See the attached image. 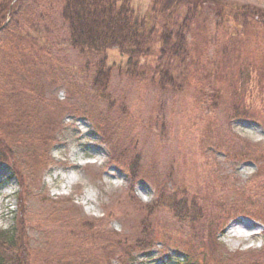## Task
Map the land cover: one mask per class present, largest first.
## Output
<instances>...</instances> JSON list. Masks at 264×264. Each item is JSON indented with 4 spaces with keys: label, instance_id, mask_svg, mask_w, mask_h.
<instances>
[{
    "label": "trees",
    "instance_id": "obj_1",
    "mask_svg": "<svg viewBox=\"0 0 264 264\" xmlns=\"http://www.w3.org/2000/svg\"><path fill=\"white\" fill-rule=\"evenodd\" d=\"M38 1L0 0V33L9 30L21 43L35 44L37 52L45 45V53L53 62L67 65L69 78L59 85L67 84L68 89L69 83L68 91L83 103L75 106L71 103L75 98L67 95L68 99L58 104L75 111H72L74 117L93 122L110 143L117 142V135L124 134L126 129L130 132L140 127H146L156 136L158 131L159 138L164 139L168 113L176 103L174 99L192 90L198 96L195 105L199 107V118L194 125L199 121L200 142L234 163L251 162L258 171H264V147L252 146L231 130V123L238 120L264 127L263 9L222 0ZM41 7L45 8L44 14L40 12ZM35 15L38 19H46L51 28L55 27L63 35L46 41L42 39L45 34L35 31L37 37H34L29 33L33 29L29 25L34 22ZM252 40L260 42L263 48L255 46L253 53L249 48ZM49 46L59 53H52ZM211 48H214L212 53ZM61 55L67 58L66 63L56 61ZM69 57L84 64L71 65ZM27 78L30 77L18 80L10 75L4 80L7 97H25V108L34 102H45L43 95L33 92ZM116 78L126 79L125 86H121L122 82L115 85ZM141 87L145 88L155 110L154 121L145 122L140 118L136 121L130 116L129 95L133 89ZM3 124L7 127L6 130L0 128V167L13 171V178H18L23 191L24 182L13 153L14 146L20 144L17 134L23 127L32 126L39 131L46 125L38 124L35 113L18 108L11 114H0V126ZM36 137L43 145L51 140L48 133ZM40 156L46 158L45 153ZM133 170H136L132 171L133 176L140 178L139 169ZM258 174L254 178H258ZM155 178L159 182L162 180L160 174ZM165 180L175 186L180 184L170 173ZM182 192L185 197L189 195L185 186ZM240 195L242 200H231L223 194L212 197L209 212V207L205 206L186 207L188 200L171 193L166 184L159 188L156 202L147 206L137 204L144 216L140 223V239L123 238L116 232L101 229L100 223L78 218L58 228L51 227L52 231L58 230L66 236L65 246L75 252L54 254L43 264H109L112 260L128 264L135 259L136 253H144L154 246L157 233L153 231L152 219H156L159 211L170 214L177 223L189 222L193 228L197 226L200 233L205 230L209 237L214 230L218 231L217 227L240 216L264 218V207L256 205L264 199V183L241 191ZM127 196L135 199L129 192ZM19 226L17 231H0V264H31L28 228L26 224L21 226V220ZM206 233L200 237L205 238ZM261 254L264 260V251ZM183 255L170 264H196L189 259L190 254Z\"/></svg>",
    "mask_w": 264,
    "mask_h": 264
},
{
    "label": "rangeland",
    "instance_id": "obj_2",
    "mask_svg": "<svg viewBox=\"0 0 264 264\" xmlns=\"http://www.w3.org/2000/svg\"><path fill=\"white\" fill-rule=\"evenodd\" d=\"M222 1L264 10V0ZM44 10L41 7L40 12L44 14ZM55 16L59 29L57 12ZM29 26L33 27L29 33L37 37L34 32L40 31L43 36L45 34L42 39L46 41L63 35L55 27L51 28L46 19H38L36 15ZM17 38L9 30L0 33V114H11L16 108L20 111L26 109L29 114L35 113V120L46 128L36 131V127H23L17 134L20 144L14 146L13 153L24 182L23 191L18 178H13V171L0 167V231H17L20 220L21 226L27 225L31 264H43L46 258L57 253L75 252L65 246L66 236L58 230L52 231L51 227L58 228L78 218L100 223L101 229L116 232L123 238L140 239V223L144 216L137 204L147 206L156 202L159 188L166 184L171 193L188 200L186 207L205 206L210 212L212 197L223 194L231 200H242L241 191L264 183V171H258L254 163H234L200 142L199 121L194 125L199 118L195 91L190 90L174 99L176 103L167 117L165 140L159 138L158 131L159 136H156L146 127H140L130 132L126 129L123 136L117 135V142L110 143L93 122L74 117L75 111L58 104V101L67 100V95L75 98L68 91L69 83L68 89L67 84L59 85L69 78L67 65L53 62L45 53V45L37 52L35 44L21 43ZM249 44L252 52L255 46L263 48L255 40ZM50 47L52 53H59L55 47ZM213 51L211 48L210 53ZM59 57L56 61L66 63L67 58ZM68 59L71 65L84 64L74 57ZM10 75L18 80L29 76L27 81L33 92L43 95L45 102H34L25 108V97L12 95L8 98L4 80ZM121 82L124 87L126 79L114 80L115 85ZM129 98L131 117L136 121L139 118L145 122L154 121L155 110L145 88L133 89ZM82 101L75 98L71 103L79 106ZM5 127V124L0 126L6 130ZM231 130L252 146L264 147L262 125L238 120L231 123ZM46 133L51 140L43 145L36 136ZM40 153H45L46 158L41 159ZM135 167L141 173L140 178L133 176ZM167 173L180 184L167 183ZM257 173L258 178H254ZM159 174L161 183L155 178ZM183 186L189 190L187 197L183 195ZM128 192L134 200L127 196ZM256 205L264 207V199ZM158 213L156 219H152L153 231L157 233L154 246L148 252L136 253L135 259L128 264H170L184 257V253L190 254L189 259L196 264H252L256 261L264 264L261 254L264 251V218L257 220L240 216L217 227L218 231L214 230L209 237L205 230L200 233L197 226L193 228L189 222L177 223L170 214ZM203 233H206L205 238H201ZM84 251L93 252L92 249ZM109 264L120 263L112 260Z\"/></svg>",
    "mask_w": 264,
    "mask_h": 264
}]
</instances>
